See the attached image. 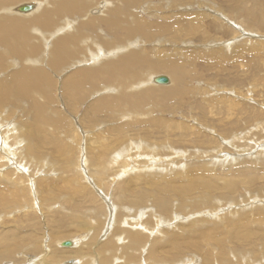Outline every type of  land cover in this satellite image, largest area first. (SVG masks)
<instances>
[{"label": "rangeland", "instance_id": "rangeland-1", "mask_svg": "<svg viewBox=\"0 0 264 264\" xmlns=\"http://www.w3.org/2000/svg\"><path fill=\"white\" fill-rule=\"evenodd\" d=\"M17 4L21 5V2L11 6L15 13H19L14 10ZM93 6L96 7L98 4ZM106 7H109L108 3L101 8V12ZM132 12L143 16L149 23H156L155 25L163 30L168 27L172 31L151 41L141 40L139 37L138 44L135 42L137 39L133 38L130 40L133 43L130 49L148 50L151 61L158 62L159 58L161 60L163 58L164 61L178 62L187 72L189 71L188 81L182 86L183 93L174 95L179 96V99L167 105L147 103L142 110L148 114L144 118H137L136 114H132L129 118L126 117V120L120 119L123 117L120 115L126 112L117 111L115 107L113 111L97 115L94 123L91 115H86L85 110L95 101L94 99L114 97V100H117L118 84L112 87L100 84L89 90L86 87L87 97L81 101L82 103L78 102L79 104L75 105L71 100L69 105L65 103V96L58 90L59 88L52 90L49 98L43 97L48 96L45 93L36 92L29 96L28 100L25 95L18 93L10 82L11 75L22 72L21 59L14 55L9 57L10 60L6 59L5 63L0 62V90L2 88L3 91L5 89L3 85L6 84V87L12 89L13 96H2L7 93L0 91V240L10 239L11 243L15 241L14 243L20 242L22 245L13 256L16 261L6 259L3 264H27L29 257L46 258L50 251L69 254V250L71 252L75 249L71 246L62 247L59 244L60 240L73 242L72 238H77L81 234L85 236L89 234V242L91 240L94 242L95 231L98 230L91 227L77 228L83 218V222L88 224L96 221L95 217H85L82 212L103 210L107 226L108 222L113 220L115 212H106L108 211L106 199L114 202L116 204L114 210H118L119 201L118 198L115 199L113 190L118 184L120 186L131 179H135L137 184L134 182L135 188L133 186L130 190L132 196L129 193L126 195L129 202L124 210L129 214L125 212L127 217L125 218L130 222L133 218L138 219V213L143 212V221L149 222L153 228L154 226L156 229L159 228L160 233L173 232L177 228L183 231L198 220L202 227L199 230L196 228L197 233L207 230L220 234V230L215 229L219 221L222 223L228 219L237 221L239 219L250 223L256 222L259 215H264V0H141L140 4L134 6ZM190 27H197V30L192 31ZM156 30L152 29L153 32ZM91 32L92 30L86 27L81 33H86L85 35L90 37ZM25 34L30 36L31 45L39 43V36L37 37L34 30H27ZM99 34L103 40L115 43L113 37L105 33L98 32L94 35ZM32 38H35V41ZM51 42L52 39H47L46 46ZM0 51L6 52L4 47H1ZM114 52L117 54L121 51ZM157 52H161L163 56L158 57ZM29 56L32 55L28 54V58ZM32 57H40V54L36 53V56ZM90 62H82L77 68L88 66ZM28 64L31 63L25 62V69ZM42 66L46 68L45 63H42ZM143 69L138 70L139 72L142 70L143 75L146 74V80L149 82L151 77L156 75L172 78L168 73L158 72L148 75V80L149 72ZM49 70L48 68V73L57 80L68 75L72 68L63 70L61 74L53 72V69L50 73ZM146 80L141 83L139 89L145 90L146 86L151 85V82L147 83ZM152 86L154 85L148 88H153ZM161 86L163 85L160 84L159 87ZM154 87L158 90L168 89ZM136 91L142 90L134 92ZM53 96L54 100L49 101L48 99L51 100ZM210 102L213 104L215 102L214 107L208 106ZM46 104L49 124L48 127L38 130L33 115L38 105ZM203 107H206V110ZM153 119L158 120L152 121ZM142 121L145 123H141ZM151 121L156 125L153 133L149 130ZM13 133L18 134L16 140ZM31 134L34 135L33 138ZM130 139L139 140L146 145L140 152L142 154L140 159L137 157L133 161L129 159L127 163L130 162L132 166L130 163L127 164L131 166L128 170L125 168L118 171L120 167L112 164L105 175L106 179H109L103 181L106 179L102 180L100 177L98 183L93 173L98 172L99 168L92 167L88 162L92 156L88 144L91 143L93 148L105 144L113 147V150L128 144ZM151 152L155 153L156 157L151 156ZM19 162H22V166ZM134 162L135 165L137 163L136 166L133 165ZM144 162L151 163V166L145 168L147 163L143 165ZM63 167H67V171H63ZM138 170L141 171L140 175ZM119 172H123L120 173L123 177L119 176ZM190 172L195 173L193 176L202 177L209 186L204 189L192 187L186 190L188 179L183 175ZM196 172L199 173L196 175ZM173 174L179 175L178 178ZM129 175L132 177L129 178ZM149 175L158 180L159 184L154 186L158 188L155 192L151 183L146 181ZM168 175L175 177L169 184L159 181ZM44 177L50 181L54 180V187L51 188L52 193L57 195L54 202L49 201L50 189L39 185V179ZM226 182H234L235 186L225 187ZM172 184L174 188H179L178 191H173V187L169 188ZM216 186L220 187V190ZM75 189L79 194L73 196ZM141 191L148 192L145 200L143 199L144 205H133V201L140 199L138 196ZM202 197L206 200L202 201ZM156 198L163 201L159 204L154 203L153 200ZM191 200L194 201L191 203ZM165 202H167L165 209L169 211L167 214L162 210ZM160 220L165 224L160 223L157 226L155 223ZM251 225L255 226L253 232H258L259 236H253L246 243L225 240L226 242L219 244L215 242H211L210 245L202 244V248L198 243L194 244L196 247L193 248L183 244L184 247L178 249L182 252L172 251L168 244L162 243L158 249L160 251L156 254L159 255L161 252V258L173 259V264H204L207 259L204 263L202 261L203 257L206 258V253L213 264H264V229H258L257 222ZM242 226L243 224H240V229ZM58 227L65 236H61L62 233L56 235ZM225 228L228 229V226ZM147 235L148 240L142 242L134 252L132 264H158L153 261L151 254L156 240L160 238L156 232L152 237ZM106 237L107 234L104 232L99 233L98 243H103ZM96 242L90 245L92 250L86 255L87 259L94 258L97 254ZM119 246H122L121 243ZM7 247L6 251L4 249L0 251L6 253L7 249H13L10 245ZM223 248L225 250H222ZM238 248L240 256L236 255ZM222 251L225 252L224 257ZM74 258L66 259V263H72L71 261L77 259ZM115 258L117 261L120 259L119 255Z\"/></svg>", "mask_w": 264, "mask_h": 264}, {"label": "bare ground", "instance_id": "bare-ground-1", "mask_svg": "<svg viewBox=\"0 0 264 264\" xmlns=\"http://www.w3.org/2000/svg\"><path fill=\"white\" fill-rule=\"evenodd\" d=\"M19 2H21V5L17 4L14 8V10H16L19 13H15L12 11L13 7H11V6L13 4H16ZM107 3H108V6L110 8L106 7V9L103 12H101V8L104 6H107ZM140 3H141V0H0V48L4 47V49L6 50L5 53H2L0 51V56L2 57V61H0V62L5 63L6 59L10 60L9 57H13L14 55H17L21 59L20 65H22V72L11 75L12 81H10V82L13 83V88H15L18 93L25 95V97L28 100H29V96H31L33 93H36V92L45 93L48 96H43V97L49 98L50 95L52 94L51 93L52 90L59 88L58 90H61L62 95L65 96V99H66L65 103L69 105V102L71 100V101L75 102L74 103V105H75V104H79L78 102L85 100V98L87 97L88 91L87 92L85 91L86 87L89 90V88L95 89L100 84H104L106 87L107 86L112 87V86H115L116 84H118L117 87L119 89L117 91L118 92L117 100H114V97L113 98L112 97H106V98L103 97L99 100L94 99L95 101H93L90 104L89 108H87L85 110V113H87L86 115H91L93 123L95 122V118H97L96 117L97 115H99L100 113L110 112L111 110L113 111L114 107L116 108L115 110H117V111L119 110L120 112L121 111L126 112V114L123 113L120 115V116H123V117H120V119L126 120V117L129 118L130 115L132 116V114L133 115L136 114L138 116L137 118H139V117L144 118L148 114H146L145 111L143 112L142 110H143V107L147 103L153 102V104L162 103L163 105L164 104L167 105V103H169L173 100L179 99L178 98L179 96H174V95H180L181 93H183L184 90L182 89V86H185L187 83L186 81H188L187 75H188L189 71L187 72V70L185 69V67L182 64H180L178 62L164 61L163 58H162V60L159 58L158 62H157V60L151 61L152 58L150 59V57H149L150 55H149L148 50L136 49V48L130 49V47L133 45V43H131L130 40L133 38L137 39V40H135V42L138 44L139 37L141 40L143 39L145 41H151V40L156 39L159 35H163L165 33L172 31V29L168 28V27H165L163 30L159 26H156L155 25L156 23H152V22L149 23L146 19H143L144 18L143 16H139L138 14H134L132 12V9L134 8L135 5L140 4ZM97 4H98V6H96V7L93 6V5H97ZM22 6H32V9L29 10L28 12H22L20 10L22 8ZM88 10H89V13L87 15ZM74 19H76L77 21L72 22V20H74ZM86 27H88L92 30V32H91L92 35H90V37L85 35L86 33L85 34L81 33L82 31H84L86 29ZM153 28L157 29L156 32L152 31ZM30 29L35 31V33L37 34V37L39 36L38 37L39 43H35V44L31 45V43L29 41L30 36L25 34V32L27 30H30ZM189 29L194 31V30H197V27H190ZM98 32L105 33L107 36H112L116 44L112 43L106 39L103 40L102 38H100V34L94 35V34H98ZM175 32H176V30L174 31V33ZM137 36H138V38H137ZM34 39L35 38H32L33 41H35ZM47 39H52V42L50 43V45L46 46ZM113 39H111V40H113ZM90 40H91V42H90ZM100 41H102V42H100ZM158 41H159V39H158ZM43 49H44V51H43ZM104 49H108V50L106 51ZM134 49H136V50H134ZM117 50H120L121 52L116 54V52H114V51H117ZM36 53L40 54V57H32V56H36ZM157 53H158V57H160L161 52H157ZM28 54H30L32 56H29V58H28ZM46 54L48 55V57H45ZM161 56H163V55H161ZM87 61H91L88 66L77 68V66L79 64H81L82 62H87ZM25 62L31 63V64H28L26 69H25ZM42 63H45L46 68L44 66H42ZM69 63H71V64L68 65ZM28 68H30L31 70H27ZM48 68L50 70L53 69V72L55 71V73L57 72L59 74H61V72L66 71L68 68H70V69L72 68V70H71V72L69 71L70 73L68 75H66L65 77H63L61 79L57 78V80H56V77H52L48 73ZM142 68H144L143 70H147L149 72V73H147V71H146L147 77H148V75H150L152 73H158L159 72V73H168L172 76V78H169L170 79L169 84H165V85L159 87L160 84L157 85L158 83L156 82V79L161 77V76H164V75H161V76L156 75V76L151 77V79H150L151 83H150L149 81L146 80L147 79L146 74L143 75L141 73L142 70L139 72L138 69H142ZM50 73H52V71H50ZM58 77H59V75H58ZM179 79H181L180 82H179ZM145 80L147 83L149 82L151 85L157 86L159 88L168 87V89H164V90L159 89L158 90V88L156 87L157 89H155L154 86H152L153 88H148L151 85L146 86L145 90H143L142 88L139 89L140 85H142L141 83H143ZM148 80H149V77H148ZM177 82H179V84ZM5 85H3V87L5 89L2 91V88H1L0 91H2V93H7V94H3L2 96H12V92H11L12 89L6 87L7 85L6 86ZM57 85H59V86L57 87ZM135 90H142V91L134 92ZM89 97H91V96H89ZM92 98H93V96H92ZM48 100L52 102L54 100V96L52 97L51 100L50 99H48ZM205 101H204V103H206ZM212 101H213V99H212ZM51 102H48V103H51ZM179 102H181V99ZM216 103H218V102H216ZM115 104H118V106L116 107ZM214 105H215V102H214V104L210 102V104L208 106L210 108H212V107H214ZM203 106H205V105H203ZM163 107H165V106H163ZM203 108L205 109L206 107H203ZM47 110H48V104H46L45 106L38 105V108L34 112L33 120H34V122H37V129L38 130H41V129L48 127L49 123H48V120H47L48 117L46 114ZM73 111H74V109H73ZM210 111H211V109H209V112ZM127 112L129 115L127 114ZM111 113H114V112H111ZM211 113L213 114L214 111H212ZM124 115H127V116H124ZM64 117L67 119V117L65 115H64ZM157 120L158 119H153L152 121H157ZM152 121H151V125H150L149 130L152 131V133H153L154 132V126H156V125H154V122H152ZM141 123H145V121H142ZM13 135H15V134L13 133ZM31 136H32V138L34 137V135H32V134H31ZM237 136H238V134H237ZM17 138H18V134L15 135V140ZM140 143L141 142H139V140L134 141L133 139H130L128 144H123V146L121 145V148H119V149L116 148L113 150H112L113 147L111 148L109 145L104 144V145H100L98 147L93 148V147H91V143H89L88 144V145H90V148H89L90 152L89 153L92 156L90 157L91 159L88 162L91 163L92 167L99 168L98 172L96 171L95 173H93L96 177L95 179H97L99 181V182L98 181L97 182L100 183V177H102V180L106 179L105 175H106L108 169H110V167L112 166V164L113 165L116 164V166L118 165L120 167V170H118V171H122V169H125V168L128 170V167L132 166V164L130 162L129 163L131 164V166L127 165V164H129V163H127L129 161V159L130 160L132 159V161H133L134 159H136V157L139 158L142 155L140 152H141V150L144 149V146H146V145L144 144V142L141 144ZM13 144H12V146H14ZM156 147H158V146H156ZM14 150H15V148H14ZM145 150H147V149H145ZM31 151L32 150H30V152ZM151 156L156 157L155 153H153V152H151ZM2 157H3V155H2ZM139 159H137V160H139ZM85 162L88 163L87 160ZM19 163H21V166H22V162H19ZM19 163H18V165H19ZM146 163L147 162H144V164L143 163L142 164L145 165ZM147 164L144 166L145 168L148 166H151L150 165L151 163L150 164L147 163ZM133 165H135V162L133 163ZM136 165H137V163H136ZM44 166L45 165H43V167ZM118 166H117V168H118ZM40 167H42V166H40ZM133 168H131V169H133ZM66 169H67V167H63V171L64 170L67 171ZM112 169L114 170V168H112ZM236 169H237V167H236ZM100 170H102V171H100ZM141 170H143V169L141 168ZM203 170H205V169H202V171ZM233 170H235V169H233ZM93 171H95V170L93 169ZM110 172H111V170H110ZM138 172L140 175L141 171L138 170ZM192 172L187 173V174L185 173L183 175L184 178L188 179V183L185 187L186 190H188L192 187H197V189L200 187V188L204 189V187L209 186L207 181H205L202 177H198L199 175L193 176L195 173L193 174ZM120 173L121 172H119V176L121 174H123V172L121 174ZM148 173H149V171H148ZM148 173H147V175H148ZM198 173L199 172H196V175ZM205 174H206V172H205ZM173 175H175L176 178H178V176H179L176 174H173ZM119 176L117 175V177H119ZM45 177L42 179H39V185H41L40 187L45 186V189H50L51 194H49L48 196L50 197L51 200H49V201L54 202L57 200V195L55 196L52 193V189H51L54 187V185H53L54 180L50 181V180L45 179ZM131 177L132 176H130L129 178H131ZM149 177L147 180L146 179L145 180L147 182H150L151 185L153 186V188L155 185L159 184L157 182L158 180L156 181L154 179L155 177L152 178L150 175H149ZM157 177H158V175H157ZM174 178H173V176L168 175V176L163 177V179L159 178L160 179L159 181H165V182H168V184H169V182L173 181ZM210 178H211V176H210ZM107 179H109V178H107ZM107 179L103 180V181H107ZM223 181H225V180H223ZM121 182H122V180H121ZM134 182H136V180L131 179V180L123 183L122 185L120 184V186L118 184V187H115V189L113 190L115 199L118 198V201H119V203H117L118 201L116 202L117 206H118V210H116V209L114 210V207L116 206V204L114 202L112 203V201L110 202L108 199H106L105 202L107 204L106 207L108 210L106 212H109V213L115 212V216L113 217V220L109 221V222L107 221L108 222L107 226H106V223L104 221L105 215H103V212H102L103 210L97 211V212L94 210H89V211L86 210L87 212L86 211H85V213L82 212V215H84L85 217H90V218L95 217L96 221H91L88 224L87 222H83V219H84L83 218L82 222L80 223L81 225L78 226L77 228L78 229H80V228L88 229V227H91L93 229L98 230V231H95L96 235L94 236V242L92 240L89 242V240H90V239H88V238H90L89 234L86 236L81 234L77 238L76 237L72 238L74 240L73 242H69V240L64 242L62 239V241L60 240V242H59V244H61L62 247L67 248V247L71 246L75 250L71 251V252L69 250V254L68 253L67 254H61V253H56V252L53 253L50 251L49 256L46 258H44V257H39V258L38 257L37 258L31 257L30 258L29 257L27 264H68V263H66V259L71 258V257L72 258L76 257L77 259L74 258L76 260L71 261L72 263H69V264H132L131 262L134 260L133 256H134V252L136 251V249H138L142 245V242L148 240L147 234H149V236L152 237L155 235V232H156V234H158L160 239L156 240V242L153 246L154 250H152L153 252L151 254V256H153V261L155 263H158V264H173L174 263L173 259L161 258V256H160L161 252H159V255L156 254L157 251H160L158 249L160 248L162 243L168 244L169 248H171L170 250H172V251H175V250L178 251V249H181L182 247H184L183 244H185L188 248H191V247L193 248V247H196L195 245L198 243V244H201V248H202L203 245H210L211 242H215L216 244H219L220 242H224L225 240H228L229 242L232 241V243H233V241H238V242L244 241L246 243L253 236H256V235L259 236L258 232H256V233L253 232V229L255 226L251 225V224L257 222L258 229L259 228L264 229V215H259L256 222L251 221L250 223H248L249 221L247 222L246 220L245 221L243 220L244 221L243 222L239 219H238V221L228 219V220L223 221L222 223L219 221L218 225L216 223L217 226L215 225L216 226L215 229L220 230V234L217 232H216L217 233L216 234L214 231L211 232V231H207V230L202 231L200 233H197L196 228L199 230V229H201L200 227H202V223L197 222L198 220L196 222H192L190 225H188L189 227L187 229L185 228V230H183V231L180 230L181 228L178 230V228L176 227L177 230H173V232L167 231L165 233H160L161 231H159L160 230L159 228L156 229L155 228L156 226H154V228H153V226H151V224L149 222L143 221V219H142L143 212H140V211H139L140 213H138V215H137V218L139 217L140 219L139 218L138 219L133 218L130 220V222H128L125 214L126 213L129 214V213L124 210L126 208V206L128 205V202H129L126 198V195L128 193L131 195L130 190L133 188V186L135 184ZM116 184H114V186ZM136 184H137V182H136ZM229 186L233 187V186H235V183L234 182H226L225 187H229ZM96 187L98 188L97 185H96ZM170 187L172 188L173 184L169 185V188ZM216 187H215V189H216ZM134 188H135V186H134ZM164 188L166 189L167 187L165 186ZM164 188H162V189H164ZM217 188L220 190V187H217ZM76 189L74 190V193L72 194L73 196L79 194L78 190H76ZM157 189L158 188L155 187L154 192ZM178 189H176L174 187L172 188V190L175 192L178 191ZM205 189H207V188H205ZM233 190H235V188ZM105 191H106V189H105ZM156 194H154V198H155ZM146 195H148L147 191L146 192L141 191L139 193V196H138V197H140V199L138 201H135V202L133 201V203H134L133 205L139 206V205L143 204V199L146 198ZM95 198H97V197L95 196ZM203 199L206 200L205 197H202V201H203ZM131 200H132V198H131ZM207 200H210V199L207 198ZM161 201H163L161 198H156L155 200H153L154 203L158 202V204ZM193 201L191 200L190 202L192 203ZM166 203L167 202H165V204L163 203L164 206H163L162 210L166 211V214H167V213H169V211H168V209H165L167 206ZM129 204H131V202ZM143 205H141V206H143ZM180 206L183 207V205H180ZM196 206H197V204H196ZM103 208H105V207L103 206ZM129 208H131V207H129ZM78 209L80 210L79 207H78ZM202 209H204V208H202ZM183 210H185V209L183 208ZM200 210L201 209H199V211ZM119 211H120V214H118ZM189 212H191V211H189ZM144 213H146V212H144ZM246 217L244 219H246ZM160 219H162V218H160ZM174 219H175V217H174ZM89 220H91V219H89ZM157 220H159L158 217H157ZM162 221L161 220L159 222L156 221L155 224L158 226V225H160V223H164ZM63 224H61L60 227H62ZM125 224H127V225H125ZM240 224H243L241 229H240ZM174 226H172V227H174ZM225 226H228V229H226ZM250 226H251V228H250ZM183 227H185V225ZM255 231H257V229ZM103 232L105 234H107V237L105 240L103 238V240H104L103 243L102 242L98 243L97 239H100V238H97V237H98L99 233L101 234ZM170 232H172V233H170ZM55 233H56V235H59L62 233L61 236L62 235L65 236V233L59 227L57 229V232H55ZM59 239H61V238L59 237ZM85 240H87V241L85 242ZM96 240H97V242H96ZM57 241H56V243H57ZM14 242L15 241H12V243H11L10 239L0 240V249H4V251H6L5 248L7 246L9 247V245L11 246V248H13L11 250L7 249L6 253H4V251H0V264H3L4 260H6V259H13L16 261L15 257H13V256L17 250L22 248V245L20 242H18V244L14 243ZM95 242L97 243V248L95 249V253H97V254L95 255L94 258L87 259L86 255L89 253L90 250H92L90 245L92 243H95ZM67 243L69 244L68 246H66ZM120 243L122 246H119ZM56 246H57V244H56ZM58 246H60V245H58ZM62 247H60V248H62ZM194 249H196V248H194ZM222 250H225V249L223 248ZM62 251H64V250H62ZM176 252H175V254H176ZM178 252H182V251H178ZM236 252H237L236 255L240 256V248L236 249ZM70 253L71 254L75 253V255L72 254V256H71ZM224 253L225 252L222 251V255ZM118 255H119L120 259H118V261H117V258H115V257ZM177 255H179V253ZM207 255H209V254L206 253V258L204 259V257H203L202 262L204 263V261L207 259L206 263H204V264H213V262L207 257ZM223 257H224V255H223ZM169 258H171V257H169Z\"/></svg>", "mask_w": 264, "mask_h": 264}, {"label": "water", "instance_id": "water-1", "mask_svg": "<svg viewBox=\"0 0 264 264\" xmlns=\"http://www.w3.org/2000/svg\"><path fill=\"white\" fill-rule=\"evenodd\" d=\"M32 9V6H22V8L20 9L22 12H28L29 10ZM156 82L158 84H162V85H165V84H169L170 82V79L169 77L167 76H161L159 78L156 79ZM69 244L67 243L66 246H68Z\"/></svg>", "mask_w": 264, "mask_h": 264}]
</instances>
